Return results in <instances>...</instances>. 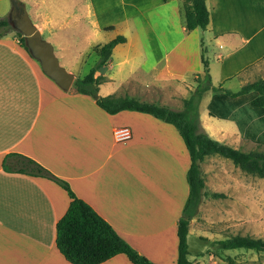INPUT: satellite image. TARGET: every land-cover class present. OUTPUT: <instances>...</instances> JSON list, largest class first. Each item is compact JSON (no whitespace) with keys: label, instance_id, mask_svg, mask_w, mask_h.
I'll return each mask as SVG.
<instances>
[{"label":"crops","instance_id":"obj_1","mask_svg":"<svg viewBox=\"0 0 264 264\" xmlns=\"http://www.w3.org/2000/svg\"><path fill=\"white\" fill-rule=\"evenodd\" d=\"M34 1L27 3L32 6ZM44 1L39 10L29 8L28 15L54 49L55 44L71 48L96 42L101 32L116 31L119 24L133 26V49L117 60L111 53L99 97L159 102L152 98L157 93L159 103L183 109L202 81L201 57L208 62L213 87L224 90L237 79L239 90L264 79V0H205L208 25L190 32L184 27L183 0H117L119 5L112 6L106 5L111 0H78L73 7L69 0ZM111 13L116 16H106ZM128 43L125 38L123 44ZM55 51L59 64L75 73L71 67L80 54L72 58L63 48ZM249 93L250 103L257 93ZM243 96L247 94L239 97ZM118 127H128L131 138L117 142L113 131ZM13 154L35 161L64 181L139 254L154 264H176V229L188 198L190 166L178 131L148 114H107L93 98L63 91L18 37L4 32L0 264H70L55 247L56 223L70 201L67 193L49 179L13 170ZM101 264L131 263L118 254Z\"/></svg>","mask_w":264,"mask_h":264},{"label":"trees","instance_id":"obj_2","mask_svg":"<svg viewBox=\"0 0 264 264\" xmlns=\"http://www.w3.org/2000/svg\"><path fill=\"white\" fill-rule=\"evenodd\" d=\"M182 12L184 27L187 32L207 27L209 18L205 0H183ZM8 28H10L8 20L0 19V35L6 32ZM17 35L20 37L21 46L28 51L24 37L18 32ZM124 42L125 38L119 35L107 43L97 45L93 50L98 55L97 63L87 75L76 77L72 87L77 93L93 98L96 105L107 114L114 115L121 111L148 114L171 124L178 131L188 152L190 166L187 171L188 198L183 215L177 222L176 264H193L190 260L192 253L187 243V236L194 212L202 197L206 195L201 170L202 163L207 157H222L230 160L234 166L246 174L264 179V152L246 153L240 151L216 140L201 127L199 103L203 94L207 91L222 90L211 85L208 62L203 57H201L204 72L203 83L197 86L189 98L188 105L183 109L165 103L140 101L129 96L99 97L97 95L98 86L104 80L102 74L105 72L112 50L116 45ZM97 72L100 75L96 77ZM222 91L230 98H236L252 91L256 92L257 96L250 101L251 106L255 108L264 107V79L248 83L235 92ZM11 156L17 157L13 170L33 177L49 179L67 193L70 201L65 214L56 223L55 247L68 263L101 264L118 254H123L131 264H154L128 245L88 204L78 199L64 181L56 178L29 158L17 154ZM4 168L11 170L6 165ZM211 196L216 198L222 195L212 193ZM216 244L220 249L226 251L243 249L264 252V240L249 236H233L217 241ZM230 264L233 263L230 262Z\"/></svg>","mask_w":264,"mask_h":264},{"label":"rangeland","instance_id":"obj_3","mask_svg":"<svg viewBox=\"0 0 264 264\" xmlns=\"http://www.w3.org/2000/svg\"><path fill=\"white\" fill-rule=\"evenodd\" d=\"M27 1L7 0L0 3V17L8 16L14 5H23L28 12L29 8L39 10L40 6L46 3L44 0H37L31 6ZM50 1L48 0V3ZM77 1L69 0V6L73 7ZM112 4L119 5V2L111 0L106 3L110 6ZM106 16L110 18L116 14ZM6 32L20 39L11 25ZM118 35L129 38V43L117 45L113 49L112 57L117 60L118 55L127 49H133L134 38L130 37L134 35V28L130 23L119 24L113 32H101L96 39L98 44L96 42L74 44L71 48L55 44L54 50L61 53L63 48L64 51L73 54L72 58H77L76 54L79 53L80 58L72 65L71 70L75 72L73 73L75 78L83 77L98 61V55L93 52L95 47L113 40ZM42 38L45 39L44 36ZM135 46L137 47V44ZM212 70L214 73V68ZM238 88L237 79H233L224 85L223 89L235 92ZM70 89L74 90L72 86ZM204 94L206 95L202 97L199 106L203 112L200 124L206 133L246 153L264 152V108H255L246 101L248 95L253 93L236 99L228 98L222 90ZM152 98L160 102L157 93H153ZM201 170L206 195L202 197L194 212L187 236L192 263L264 264V252L243 249L226 251L216 244L217 241L233 236H249L264 240V179L246 174L230 160L218 156L207 157L201 165ZM212 193H219L222 196L214 198L211 196Z\"/></svg>","mask_w":264,"mask_h":264},{"label":"water","instance_id":"obj_4","mask_svg":"<svg viewBox=\"0 0 264 264\" xmlns=\"http://www.w3.org/2000/svg\"><path fill=\"white\" fill-rule=\"evenodd\" d=\"M7 20L13 29L24 37L28 52L38 61L43 73L63 91H68L75 80L74 75L59 64L53 45L42 38L25 7L12 6Z\"/></svg>","mask_w":264,"mask_h":264},{"label":"built area","instance_id":"obj_5","mask_svg":"<svg viewBox=\"0 0 264 264\" xmlns=\"http://www.w3.org/2000/svg\"><path fill=\"white\" fill-rule=\"evenodd\" d=\"M131 135V130L128 127H118L113 131V136L117 142L127 141Z\"/></svg>","mask_w":264,"mask_h":264}]
</instances>
